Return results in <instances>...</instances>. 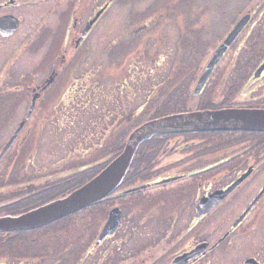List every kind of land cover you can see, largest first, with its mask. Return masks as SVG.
<instances>
[{"label": "flooded vegetation", "instance_id": "1", "mask_svg": "<svg viewBox=\"0 0 264 264\" xmlns=\"http://www.w3.org/2000/svg\"><path fill=\"white\" fill-rule=\"evenodd\" d=\"M116 1L105 0L100 8L106 7L103 14L83 37L85 0H0V131L7 130L6 137H0L4 142L0 155L24 124L0 160V165L3 161L6 163L5 168L0 169V218L19 216L63 198L105 168H102L104 163L61 167L59 164L65 166L70 158H73L70 162L75 160L76 150L47 168L27 170L28 165L23 168L20 162H15L10 153L16 146L22 149L31 144L34 153L40 141L44 142L45 137L40 132L46 131V123L62 124L58 99L68 100L75 95L69 102L73 99L82 110L78 123L92 125L89 134L92 139L84 140L79 146L84 152L79 156L83 160L89 152L84 144L101 147L104 135L110 130L107 135H115L124 123L129 129L123 137L128 134V139L137 127L146 123L144 116L152 110V100H149L157 92H160L159 106L176 108L165 116L229 109L264 111V0H246L240 10L223 11L226 27L212 47L210 57L201 56L199 46L201 43L207 46L209 31L204 22L211 21L212 10L198 7L187 9V14L184 11L183 17L177 19L181 35L174 46L170 38L163 35L164 25L160 18L168 4L154 0L144 12H132L139 22L129 26L132 29L129 39L110 43L105 51L109 60L106 72H101V64H98V70L92 68L93 72L89 70L84 76L82 72L77 77L76 70L88 50L93 29ZM186 3L179 0V8L172 14L179 13ZM155 6L158 9L155 10ZM242 18L246 19V24L200 84L214 52ZM28 21L30 25L23 30ZM17 37L21 41L6 53L8 41ZM185 54L189 57H184ZM153 56L158 60L156 66L169 68V75L165 77L162 73L158 81L148 85L145 102L135 107L132 117L125 115L127 102L119 104L116 94L113 98V94L109 95L114 103L112 107L99 105L92 114L83 115V92L88 89L92 93L108 94L103 90L108 91L109 86L101 89L103 83L95 88L97 80L106 82L105 79L114 75L119 81L124 79L125 73L129 77L130 69H139L143 66L141 61ZM74 59H78L75 66ZM139 59H142L140 64ZM99 70L100 76L96 74ZM113 84L120 87L117 82ZM115 91L122 96L135 95V87L115 88ZM33 102L35 107L30 111ZM40 113L44 128L33 140L32 128L39 126ZM62 117L64 122L70 118L65 109ZM78 123L75 122V126ZM95 127L101 130L99 134ZM119 140L120 137L116 148ZM10 159L19 168L10 169ZM11 170L19 171V175L24 171V176L13 180L16 178ZM129 173L132 178L138 176L134 181L145 175L142 177L145 181L132 188L145 187L125 193L123 179L107 199L113 195L127 196L131 202L127 204L144 203L146 208L142 214L134 217L120 203H114L105 211V218L100 211L83 209V217L74 218L80 220L79 229L54 234L57 239L50 235L51 241L58 243L47 249L36 247L37 243L41 244L39 230L52 226L57 229L72 217L34 230L1 232L0 264H120V240L132 235V229L124 232L127 222L144 225L146 235L141 247L127 251L129 257L125 264H218V261L222 264H264V131L212 130L155 135L138 146ZM103 202L100 205H104ZM113 209L120 212L121 224L113 235L99 242ZM129 209L135 210L134 206Z\"/></svg>", "mask_w": 264, "mask_h": 264}, {"label": "rangeland", "instance_id": "2", "mask_svg": "<svg viewBox=\"0 0 264 264\" xmlns=\"http://www.w3.org/2000/svg\"><path fill=\"white\" fill-rule=\"evenodd\" d=\"M178 1L179 0H168V3H167L168 6L165 9L166 12L160 16L161 22L164 25L163 35H166L168 38H170L172 44L176 46V44L179 41V37L181 35L179 34L180 26L177 20L178 17H183V15L181 14H184V11L187 14V9L189 8H193V9L198 8V7L200 9L210 8L212 10V16L210 17L211 21L204 22L206 26V30L209 31L207 38H206L207 46H205L206 44L204 43H201L199 46V49L201 48L199 50L200 55L201 56L208 55L209 57L212 56V52H213L212 47L215 46L217 42L220 40L223 34V31H224V26L226 27V22L224 20L225 13H223V11L227 10L230 12H234V10H240L242 7H244L245 3L247 2L246 0H210V1L200 0V2H197V0H185L187 1V3L182 6L179 13L177 12V14L180 15V16H177L176 13L172 14V12L173 11L175 12L176 9L179 8ZM104 2L105 0H85L86 8L83 10V26L85 25L86 27L87 23L95 17L97 12L101 10L100 8ZM153 2L154 0H140V1L135 0V2L117 0L116 3L111 7V9L105 15H103L102 19L98 22V26H96L93 29L91 37L88 39V47L86 46L88 50L83 54V62L79 64L78 69L76 70L77 77H79V74L82 72H83V76L89 70L93 72L91 70L92 68H95V70H98V64H101V68H102L101 72H106L105 69L107 68V64H109V60L106 57L107 52L105 51L109 48L110 43H112L115 40L120 41V40L129 39L130 35H132V29L129 26H131L132 24L136 25L139 22L135 14L132 15V12L135 11V12L142 13L146 9H148V7ZM207 4H210V6H207ZM29 25H30V22L28 21L27 25H24L23 30H26ZM220 25H222V28H219ZM16 39L8 41V44H6L5 46L8 49L6 53H9L10 49L17 46L19 41H21L20 37H17ZM183 56L189 57L187 54ZM4 58L5 56H3L1 59L4 60ZM141 60L142 59H139V62H138L139 64ZM77 61L78 59L73 60L72 62L73 66H75L74 64H76ZM141 62L143 66H141L139 69H136V70L134 68L130 69L129 77L127 76V73H125L124 79L122 78L119 81L118 79L114 78V75H110L109 78L105 79L106 82L97 80L95 84L96 85L95 88H98L97 86H100L103 83L101 86V89L106 88V86H109L108 91L107 89L103 90L104 92H108V94L107 93L97 94L95 92L92 93L88 89L85 92H83V115L88 112L92 114V112L97 110L98 108L97 106L99 105L105 106V107H109L111 105L113 106L114 104L113 100H111L109 95L113 94L111 96L113 98L114 94H116L117 102L119 101V104H122L123 101L127 102L126 104L127 110H124L125 115L129 116V118L132 117L133 110L135 109V107H138L140 104L145 102V98H146L145 95L148 94L149 89H150L148 85L158 81V78L160 77V74L162 73L165 74V77L169 75L168 67L160 68L159 66L155 65V62H158V60L154 56L152 59L148 58V60H143ZM125 64H128V62H125ZM148 68L151 70H149ZM98 72H100V70ZM101 72L96 73V74L100 76ZM115 82L119 83L120 87H117V86L115 87V85L113 84ZM127 83H128V86L126 87ZM122 87L126 89L135 87V95L134 96H131V95L122 96L120 94L118 95V93L115 91V88L121 89ZM158 93L160 92H157L151 96L149 101L152 100L151 101L152 110L150 111V113H147L146 116L144 117H151L155 114H158V112H160V109H162L163 112L165 111L166 107L159 106L161 104L160 103L161 99ZM73 96L75 95L69 96L68 100H63V98H61L62 100L58 99L57 104H61L60 108L58 109V112L61 115L60 120L62 124L52 125L51 123H46V126H45L46 131H45L43 129L44 124L42 123L43 118L40 113L39 118H38L39 126L37 127V129L32 128L33 129L32 136L34 140L36 138L37 133L39 134V132L43 129L40 133L42 134L43 137H45L44 142L40 141L38 145V149L34 153H33V147L31 144L24 146V148L22 149L19 146L18 147L16 146L15 148L16 150L14 149L10 153L11 156L14 157L15 162H20L23 165V168H26V166L28 165L27 170L37 169V168H47V167H50L52 164H54V162L56 163L61 162L67 156L68 153L70 152L74 153L75 150L78 151L76 153L79 154V155H76L75 153L74 155L76 157L75 160H72L70 162V160L73 159V158H70L69 163H67L65 166H62L61 164H59L61 167L74 168V167L82 165L83 163L92 164L94 166L99 165L101 163L102 164L104 163L105 165L108 161H111L110 159L115 156L116 154L115 151H117L115 143L117 142L118 138L120 136L122 137L123 134L126 133V130L129 129L128 124L124 123L123 125H121L119 128V132L113 136L107 135L111 130L108 131V133H106L103 137V143L101 144V147H98L96 144H93V143L84 144L85 147L89 149V152L87 155H85L86 157L84 158V160L83 158L80 159L81 157L79 156H82L84 152H83V149L80 150L79 146L83 142L85 143L87 139H92L89 136V134L91 133L92 125H90L89 122H83V124L78 123L80 121L79 117L82 114V110L77 105H75L74 103L75 101H73V99L71 103L69 102ZM77 96H78V93H77ZM206 103H210V102H206ZM64 109L66 110V114L70 117L66 122H64V119L62 117L64 113ZM175 109L176 108L173 106L171 107L168 106V108L166 109V112L164 113H172L173 111H175ZM59 113L57 114V116L59 115ZM49 120L51 119L49 118ZM75 122L78 123L76 126H75ZM69 124H73V126L71 127L69 126ZM57 126H60L61 127L60 129H63V131L62 132L59 131L60 129H58ZM9 129L11 128L9 127ZM96 129L97 128L95 127V132L99 134L101 130L97 131ZM3 131L4 129L0 131V137L4 138L6 137L5 132L7 130H5L4 132ZM93 131H94V127H93ZM38 137L40 138V135ZM85 137L86 139H83ZM38 140L36 142H38ZM97 140H98V137L95 138V141ZM2 141L3 140L1 139L0 150L4 144V142L2 143ZM84 151L86 152V150ZM32 153H33V156L31 157ZM119 154H117L113 159H115ZM9 161H10V166H9L10 169L19 168L17 164H13V161L11 159ZM5 166H6V163L5 161H3L2 164L0 165V169L5 168ZM6 169L8 168L6 167ZM130 171L134 172L133 170H130ZM11 172H12V176L16 178L13 180H17L18 178L22 179V177L24 176L22 175L24 171L20 175H19V171L11 170ZM29 173H31V171H29ZM126 176L127 174L125 175V177ZM131 177H132V173H129L123 183V186L124 188H127L126 189L127 191L130 189H134V187L132 188L133 185L140 184L145 181L144 179H140L139 181L137 180V181L131 182ZM142 177H145V175H143ZM86 178L87 176L84 177V180H86ZM81 180L83 182V176L81 177ZM7 184H9V182ZM113 196H110L109 199L106 198L107 200L103 202L104 205L103 204L100 205L101 203L96 204V205H91L88 207V209L86 208L87 209L86 211L87 212L100 211L102 214H104V218H105V211H108V209L114 203H120L122 204L123 207H126V209L129 210L132 216L136 217L142 214L144 212V208H146L144 203L127 204L128 202H130L129 201L130 199L127 196H124L123 198L113 197ZM137 196L138 195H134L133 197H137ZM131 206H134V209H135L134 211L132 209H129ZM80 212H76L75 214L77 213L78 214L73 216L71 221L68 220L63 223L60 222L62 224L58 225V227H56L57 229L53 228L54 226H52V227H47V228L39 230L38 238L41 244L37 243L36 247L39 249L41 248L47 249L49 248L48 247L49 245L53 246L54 244L58 243L57 240L51 241L50 239L51 237L54 239L58 238L54 234H65V233L71 232L73 229H76V228L79 229L80 220H74V218L75 219L82 218L83 212L82 213ZM99 215L100 213L98 214V216ZM128 228L132 229V232H131L132 235L127 240H125V238L123 241L122 239L120 240L121 243L119 244V248L122 249L119 255L120 264L126 263L125 261L129 257L128 255L129 252L127 251H129L130 249L135 250L141 247V245L144 244L145 242V235H146L145 231L146 230H145L144 225L132 224L131 222H127L126 228L124 230L125 233ZM77 234L79 235L80 231H78ZM50 235L52 236L49 237ZM120 238H122V236H120ZM28 242L30 243L31 240ZM22 243L29 244L25 242H22ZM116 244L118 247V243ZM31 250H32V247L29 248V251ZM122 254H125V255H122ZM122 256H125V257H122ZM222 259L223 258H221V260ZM217 263L222 264L223 262L218 261Z\"/></svg>", "mask_w": 264, "mask_h": 264}, {"label": "water", "instance_id": "3", "mask_svg": "<svg viewBox=\"0 0 264 264\" xmlns=\"http://www.w3.org/2000/svg\"><path fill=\"white\" fill-rule=\"evenodd\" d=\"M105 8L97 12L95 17L87 23L82 33L83 37L97 22V20L103 14ZM245 24L246 19H241L235 25L227 39L219 46L213 55L212 61L207 65L206 70L200 79V84L208 77L218 59L223 56L226 49L231 45L232 40H234L235 36L240 33L242 27ZM15 27H17V24H15L14 28ZM34 107L35 104L33 102L30 111H32ZM23 125L24 124H21V127L15 132L14 136L5 146L2 154L0 155V160L15 140ZM212 130L264 131V111H247L236 109L222 111H197L173 114L148 121L131 133L122 153L118 155L92 180L64 198L57 199L51 203L19 216L1 217L0 233L38 229L62 218L75 214L76 212H79L104 199L110 195L122 182L131 165L138 146L145 140H148L155 135ZM162 183L163 182L159 184ZM144 187L145 186L140 188ZM140 188L130 189L125 193H130ZM117 210L118 209H113L111 211L109 219L101 233L99 242H101L102 239H104L107 235H113L120 226L121 214Z\"/></svg>", "mask_w": 264, "mask_h": 264}, {"label": "trees", "instance_id": "4", "mask_svg": "<svg viewBox=\"0 0 264 264\" xmlns=\"http://www.w3.org/2000/svg\"><path fill=\"white\" fill-rule=\"evenodd\" d=\"M161 3H163V4H167L168 3V0H161ZM156 9H158V7L157 6H155V10ZM153 12V11H152ZM139 18L140 19H142V16H140L139 15ZM166 109L167 108H165V111L164 112H166ZM163 112V110L162 109H160V112H158V114H155V115H153V116H151V117H146L145 118V121H148V120H151V119H156V118H159V117H163V116H165V115H167V114H170V113H164ZM150 113V112H149ZM140 125V124H139ZM127 136H128V134L125 136V137H121L120 136V141H119V146H118V148H117V151H115V156L117 155V154H119L122 150H123V148H124V146H125V142H126V138H127ZM114 156V157H115ZM113 157V158H114ZM113 158H111L110 160H112ZM110 163V161H108L105 165H102V168H104V167H106L107 166V164H109ZM101 171V170H100ZM99 171V172H100ZM128 174H129V170H128ZM128 174H127V176H128ZM127 176L125 177V179L127 178ZM92 177H88L87 178V181L86 182H88L90 179H91ZM125 179H124V181H125ZM136 179H138V176L136 177V178H132L131 177V182H133L134 180H136ZM139 179H143L142 177H140ZM68 195V194H67ZM66 195V196H67ZM106 200V199H105ZM104 200V201H105ZM103 202V200L102 201H99V202H97V203H95V204H93V205H96V204H99V203H102ZM19 211H21V210H19ZM80 213H82V211L80 212ZM78 214V213H77ZM77 214H73V215H71V216H69V217H73V216H75V215H77Z\"/></svg>", "mask_w": 264, "mask_h": 264}]
</instances>
